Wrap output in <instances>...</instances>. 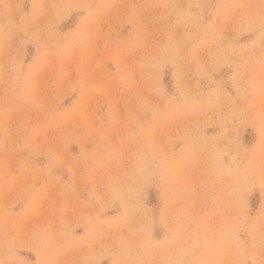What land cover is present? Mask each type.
Listing matches in <instances>:
<instances>
[{
  "label": "rangeland",
  "instance_id": "rangeland-1",
  "mask_svg": "<svg viewBox=\"0 0 264 264\" xmlns=\"http://www.w3.org/2000/svg\"><path fill=\"white\" fill-rule=\"evenodd\" d=\"M0 264H264V0H0Z\"/></svg>",
  "mask_w": 264,
  "mask_h": 264
}]
</instances>
